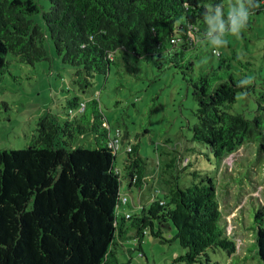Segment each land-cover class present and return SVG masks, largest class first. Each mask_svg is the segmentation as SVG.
<instances>
[{
	"label": "trees",
	"instance_id": "obj_1",
	"mask_svg": "<svg viewBox=\"0 0 264 264\" xmlns=\"http://www.w3.org/2000/svg\"><path fill=\"white\" fill-rule=\"evenodd\" d=\"M49 2L42 19L63 63L77 68L74 81L82 91L95 74L109 73L118 52L150 58L158 70L173 66L193 87V140L204 144L219 165L248 142L256 144L264 160V78L259 89L255 84L238 87L243 78L231 65L237 56L221 53L219 72L194 74L199 45L212 37L207 15L223 0ZM259 2L246 29L253 15L264 12V0ZM40 12L35 0H0V80L9 70V54L30 65L48 59L46 33L31 18ZM239 92L254 95L252 119L229 111ZM81 101L78 96L67 101L63 121L50 113L42 116L29 146L0 148V264H122L118 247L130 234L138 244L146 234L177 241L183 253L175 260L187 264H219L212 256L216 252L238 258L237 242L222 224L216 182L203 177L180 185L179 172L191 164L182 149H175L162 168L172 178L166 180L167 191L162 194L151 183V196L138 205L133 200L138 209L129 213L124 179L127 188L150 183L146 161L138 144H131L120 170L113 143L118 130L112 133L95 98L83 101L84 112L71 115ZM86 134L95 146H75L78 135ZM125 137L121 132L119 141ZM128 192L132 195L133 189ZM253 223L250 252L264 262V205L254 211ZM170 229L174 234L165 237Z\"/></svg>",
	"mask_w": 264,
	"mask_h": 264
},
{
	"label": "rangeland",
	"instance_id": "obj_2",
	"mask_svg": "<svg viewBox=\"0 0 264 264\" xmlns=\"http://www.w3.org/2000/svg\"><path fill=\"white\" fill-rule=\"evenodd\" d=\"M35 1L39 3L41 12L31 18L46 33L44 46L48 59L30 65L18 62L12 54L8 55L9 70L0 80V148L29 146L38 134L39 119L50 113L63 121L64 107L74 96L87 102L98 99L112 133L120 130L127 134L118 142L117 167L123 169L126 149L131 144H138L139 154L146 161L145 180L150 183H143L142 189L135 186L127 188L128 182L124 179V196L131 200L125 207L129 213H136L138 209L133 200L138 205L151 196L153 192L148 188L151 183L158 191H167L169 185L166 180L172 181V178L162 172V168L175 154V149H182L191 164L179 172L180 185H190L203 177L212 178L217 184L222 224L227 235L237 242L238 258L216 252L212 254L213 259L219 264H264L250 252L254 242L253 214L264 205V160L257 153L256 144L246 143L219 165L207 147L192 138V128L197 122L193 87L179 69L168 66L158 70L147 57L136 60L132 55L122 57L118 52L109 73L106 76L95 74L90 79L92 84L82 91L74 81L77 68L63 63L42 19V12L49 10V0ZM228 4L229 0H223L220 8V19L226 29L230 27ZM215 16L216 11H211L207 18L215 19ZM251 19L250 29H243L239 35L226 33L227 43L219 48L208 42L218 35L211 31L212 37L199 45L198 56L194 58V74L219 72L220 57L213 50L221 53V57L236 54L237 59L231 60L232 71L237 77L253 78V84L259 89L264 78V12L253 15ZM256 108L253 94L239 92L229 111L252 119ZM78 145L93 148V136L78 135L75 146ZM131 188L132 195L128 192ZM173 234L174 230L170 229L164 236ZM130 235L118 247V258L122 264H187L175 260L183 253L177 241L162 242L146 234L138 244Z\"/></svg>",
	"mask_w": 264,
	"mask_h": 264
},
{
	"label": "clouds",
	"instance_id": "obj_3",
	"mask_svg": "<svg viewBox=\"0 0 264 264\" xmlns=\"http://www.w3.org/2000/svg\"><path fill=\"white\" fill-rule=\"evenodd\" d=\"M260 7L259 0H235L232 3V0H229L228 4V23L230 27L225 28V24L221 21V9L217 7L215 9L216 16L215 19L208 17L207 23L210 24L211 31H215L218 35L208 41L214 48H219L225 46L227 41L225 40L226 33H231L233 35H239L240 32L245 29L249 22V17L253 14L254 10ZM211 31L208 32V35H211ZM253 84V78L245 77L241 79L237 86L241 88H246ZM246 95V93H243Z\"/></svg>",
	"mask_w": 264,
	"mask_h": 264
},
{
	"label": "built area",
	"instance_id": "obj_4",
	"mask_svg": "<svg viewBox=\"0 0 264 264\" xmlns=\"http://www.w3.org/2000/svg\"><path fill=\"white\" fill-rule=\"evenodd\" d=\"M213 52H215L216 53V55H219L220 53L219 52H217L216 50H213ZM85 107H86V103L85 102H83V101H81L80 103H79V105H78V107H77V110H72L71 112H70V114L71 115H74V114H76V113H82V112H84V110H85ZM116 139L114 140V145H115V147L117 148L119 145H118V142H119V138H120V136H121V132L118 130V131H116ZM128 149H130V147H128ZM188 163V158H185L184 159V161H183V164L185 165V164H187Z\"/></svg>",
	"mask_w": 264,
	"mask_h": 264
}]
</instances>
